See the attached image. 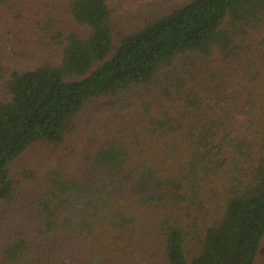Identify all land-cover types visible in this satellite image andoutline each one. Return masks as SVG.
Masks as SVG:
<instances>
[{
    "label": "trees",
    "instance_id": "16d2710c",
    "mask_svg": "<svg viewBox=\"0 0 264 264\" xmlns=\"http://www.w3.org/2000/svg\"><path fill=\"white\" fill-rule=\"evenodd\" d=\"M110 1L65 4L88 33L50 36L59 64L5 79L0 57L10 96L0 103V203L14 192L10 166L43 146L57 166L26 209L53 264H254L264 240V0H191L132 34L115 27ZM217 54L223 65L209 68ZM97 116L103 132L57 156ZM34 243L6 258L20 262Z\"/></svg>",
    "mask_w": 264,
    "mask_h": 264
},
{
    "label": "rangeland",
    "instance_id": "374dc122",
    "mask_svg": "<svg viewBox=\"0 0 264 264\" xmlns=\"http://www.w3.org/2000/svg\"><path fill=\"white\" fill-rule=\"evenodd\" d=\"M69 0H8V5L0 8V57L5 70V79L13 73L31 71L43 64L57 65L60 62V45L51 40L50 36L77 33L86 35L88 31L76 25L69 17L66 5ZM191 0H111L115 27L124 34H132L144 28L147 23L164 17L174 10L181 9ZM30 11L35 18L33 24L23 17ZM53 29H50V28ZM258 43L256 53V70L264 80V30L257 32ZM178 61H182L178 60ZM219 54L216 55L209 68L223 65ZM179 62V63H180ZM234 72V71H233ZM241 75V69L237 71ZM236 85V79H232ZM10 96L0 85V103H5ZM108 118V115L106 116ZM101 116L84 120L82 131L72 135L64 146L63 153L57 156H69L70 151H79L81 143L103 131ZM68 150V153L66 151ZM51 151V150H50ZM43 146L35 147L22 155L10 166V176L14 181L12 198L0 203V264H53L45 254L46 241L41 239L36 245L34 223L27 215L26 207L31 203L37 188L43 182L44 176L51 168L57 166V159L52 157ZM21 240L34 243V250L24 254L20 262L6 258L10 247ZM32 250V251H31ZM43 252V253H42ZM264 240L261 252L254 264H264Z\"/></svg>",
    "mask_w": 264,
    "mask_h": 264
}]
</instances>
